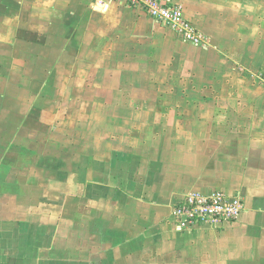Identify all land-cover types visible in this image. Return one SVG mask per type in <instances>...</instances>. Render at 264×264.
Wrapping results in <instances>:
<instances>
[{
	"label": "crops",
	"instance_id": "obj_1",
	"mask_svg": "<svg viewBox=\"0 0 264 264\" xmlns=\"http://www.w3.org/2000/svg\"><path fill=\"white\" fill-rule=\"evenodd\" d=\"M169 1L208 45L118 0H0V264H264V0ZM214 191L240 215L179 229Z\"/></svg>",
	"mask_w": 264,
	"mask_h": 264
},
{
	"label": "built area",
	"instance_id": "obj_2",
	"mask_svg": "<svg viewBox=\"0 0 264 264\" xmlns=\"http://www.w3.org/2000/svg\"><path fill=\"white\" fill-rule=\"evenodd\" d=\"M128 6L141 7L151 17L170 27L186 42L206 46V35L185 14L181 5L169 0H118ZM244 209L241 195H228L223 191L185 194L173 215L179 229L195 224L215 225L236 219Z\"/></svg>",
	"mask_w": 264,
	"mask_h": 264
},
{
	"label": "rangeland",
	"instance_id": "obj_3",
	"mask_svg": "<svg viewBox=\"0 0 264 264\" xmlns=\"http://www.w3.org/2000/svg\"><path fill=\"white\" fill-rule=\"evenodd\" d=\"M259 74H261V77H262V80L264 81V70L262 69L261 71H260V73ZM56 110L58 109V107H54ZM54 108H51L52 110L51 111H53V109ZM50 112V111H49Z\"/></svg>",
	"mask_w": 264,
	"mask_h": 264
}]
</instances>
